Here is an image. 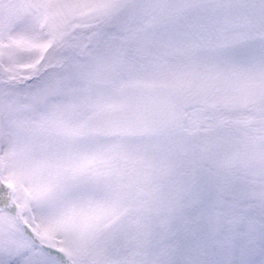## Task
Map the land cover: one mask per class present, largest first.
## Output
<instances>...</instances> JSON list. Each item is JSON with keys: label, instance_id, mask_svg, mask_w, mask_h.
<instances>
[{"label": "snow or ice", "instance_id": "1", "mask_svg": "<svg viewBox=\"0 0 264 264\" xmlns=\"http://www.w3.org/2000/svg\"><path fill=\"white\" fill-rule=\"evenodd\" d=\"M0 264H264V0H0Z\"/></svg>", "mask_w": 264, "mask_h": 264}]
</instances>
